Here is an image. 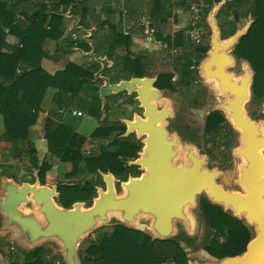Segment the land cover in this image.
Listing matches in <instances>:
<instances>
[{"label": "trees", "instance_id": "16d2710c", "mask_svg": "<svg viewBox=\"0 0 264 264\" xmlns=\"http://www.w3.org/2000/svg\"><path fill=\"white\" fill-rule=\"evenodd\" d=\"M0 0V76L11 78L12 82L5 87L0 85V113L6 135L9 139H26L29 128L36 122L38 110L45 90L56 87L65 93L75 95L76 104L86 114L98 118L103 109L105 117L92 133L90 138L96 146L88 153H82L80 146L85 138L72 131L65 125L47 118L46 146L47 151L61 160H68L71 169L64 178H79L92 175L88 180L72 185H59L56 202L68 208L74 201H84L86 205L91 203L95 195V185L100 186L99 172H111L118 180H125L131 167L127 162L137 156L141 143L133 140L131 136L122 137L125 125L118 117L125 114L115 104L122 93L112 94L106 97L101 108L98 96V87L93 80V72L83 69L75 64H67L63 70L50 75L40 66V59L44 55L42 44L46 39H57L61 31L59 25L63 13L67 12L78 24L85 28L94 26L92 39L95 52L104 53L107 58H113V66L108 70L114 82L120 79H128L131 76H153L149 67V60L141 55L130 54L129 30L126 28L131 19L141 17L144 12L153 21L160 19L165 22V8L169 0H116L120 8L118 24H109L102 19L98 6H105L110 0ZM218 0H216L217 2ZM181 4V3H180ZM240 0H225L223 6H240ZM22 8L27 13L35 9L36 13L29 18V24L16 20V10ZM252 20L233 47V53L239 59L245 60L253 72L251 94L257 98H264V0H253L250 10ZM47 16L49 19L47 20ZM201 27L206 26L202 18ZM5 29H7L5 31ZM16 37V44H9V38ZM158 38H162L159 34ZM163 41L169 49H173L179 55L174 62L182 66V73L187 83L193 80V71L190 61L192 58L198 62L207 51V46H189L184 41L183 31H178L173 37L166 36ZM86 45L81 39L80 44ZM125 48L123 56L116 55V50ZM26 65L23 68L21 65ZM22 67V68H21ZM106 70V72H107ZM157 79L154 86L158 89L174 91L171 83L170 72L156 73ZM226 126L227 132L222 133V127ZM203 132L209 139L219 140L226 138L225 151L222 153L221 166H230V154L226 151L229 145L232 129L227 122L224 113L213 109L204 118ZM32 165L38 168L37 176L44 183L45 172L50 169L46 162ZM98 180L99 184H96ZM198 217L205 224L211 234L203 244V250L216 259L226 256H234L245 250L247 242L253 237L251 226L242 219L232 216L229 210L225 211L218 204L211 203L205 196H200L197 202ZM225 233L223 241H219L213 234ZM195 238L189 237L184 231H179L175 236L167 239H157L145 231L123 225L113 224L110 234H104L92 242L84 251L89 257L93 256L94 264H187L188 257L184 247H191ZM183 243V246L181 245ZM4 242L0 239V246ZM23 261L10 264H42L41 256L44 249L41 246L31 250L21 249ZM80 262L85 259L78 251Z\"/></svg>", "mask_w": 264, "mask_h": 264}, {"label": "water", "instance_id": "95a60500", "mask_svg": "<svg viewBox=\"0 0 264 264\" xmlns=\"http://www.w3.org/2000/svg\"><path fill=\"white\" fill-rule=\"evenodd\" d=\"M222 3V0L217 2L205 17L210 28V46L198 69L204 79L215 82L220 94L228 95L225 103L216 109L239 132L240 144L232 149V154L240 157L236 182L242 191L228 190L219 184L217 178L222 170L208 168L206 157L198 155L193 147H187L182 153L184 162H177L179 138L166 128L167 118L173 112L169 101L158 105L161 91L154 86L157 76H131L114 82L105 73L112 62L95 52L93 29L78 24L77 18L74 26L90 46L87 55L99 64L93 77L100 83L101 104L112 94L126 92L135 95L142 109L141 114L120 119L125 125L123 136L133 133L141 140L137 157L127 162L129 166H138L141 172L120 180V193L113 174L99 172L103 187L95 186L91 203L74 201L68 208L56 202L57 187L82 182L83 176L56 178L48 185L41 183L36 173L31 182H17L2 175L0 237H9V243L23 250L51 241L58 246L64 264H81L78 256L81 239L112 217L127 226L139 225L142 219L149 218L148 231L157 239L175 236L177 223L191 231L194 220L188 209L196 207L197 196L204 193L211 203L229 210L238 219L243 218L253 228L254 235L238 255L226 256L217 262L187 260V264H264V120L254 121L244 107L251 95L252 70L245 67L237 77L229 70L234 64L233 47L251 21L221 39L215 15Z\"/></svg>", "mask_w": 264, "mask_h": 264}, {"label": "rangeland", "instance_id": "374dc122", "mask_svg": "<svg viewBox=\"0 0 264 264\" xmlns=\"http://www.w3.org/2000/svg\"><path fill=\"white\" fill-rule=\"evenodd\" d=\"M219 1L221 0H218L217 2ZM222 1L224 3L225 0ZM240 1L243 3L240 6L225 7L222 3V5L218 8L215 20L221 39L227 38L236 29L241 28L247 22L252 20L250 10L253 0ZM217 2L216 0H169V3L165 8V22H163V25L165 26V35L173 37V35H175L178 31H183L184 41L190 47L205 45L207 46V49H209L210 28L208 25L201 27L200 24L202 23V18L205 19L208 11L215 6ZM178 8L186 11V13L189 14V17L178 18V14L176 12ZM190 15L192 17H190ZM198 28H201V30ZM195 31H200L201 33V41L199 44H195L191 36ZM160 47L161 48H158L157 50L160 54L156 56L152 55L150 62L154 68L152 70L154 74L158 72H170L172 74L171 83L175 88L174 91L160 89L161 97L157 102L158 105H161V103L165 101L170 102L173 116L167 118L166 128L170 134L176 133L179 138L180 156L177 159V162H184L185 160L182 157V153L187 147H193L198 155H204L206 157V166L208 168L216 167L222 170V173L217 178V182L219 184L228 190L242 191L241 186L236 182L238 177L237 165L240 163V157L232 154V149L238 147L240 144L239 132L234 129L231 123L227 120L230 128L232 129V136L226 149V151L230 154L231 161L230 166L227 168H223L221 166V159H223L222 153L225 151L224 143L227 139L221 138L217 141L212 140L209 139L208 135L203 132L204 118L207 113L216 109L219 104L225 103L226 98L228 97L226 94H220L217 91L215 82L212 79H204L200 75L198 66L200 61L206 56V52L203 54L202 58L198 60V62L195 61L194 58L190 60L193 64L191 65V69H197V73L193 71V80L187 83L182 73V66H179V64L174 62L175 57L179 54L173 49L167 48V46L163 43ZM232 54L234 56V64L229 68V70L237 77L243 73L241 68L243 63H245L248 68L250 67L245 60L236 57L233 51ZM134 96L135 95L133 93L128 96L121 95L115 101V104L127 116H132L133 113L140 114L142 112V109L138 106V102L135 100ZM263 105L264 98L257 99L251 94L244 106L246 114L256 122L264 120ZM72 121L74 123V127L81 132L82 129L79 123L80 121H86L87 129L84 131L89 132L97 120H94L92 117L90 118L89 116H85L83 118H73ZM226 132V126H223L222 133L225 134ZM129 171L132 173L137 172L138 174L141 170L131 167ZM96 184H99L98 180L96 181ZM116 190L117 193L121 192L120 188H117ZM200 196H205V194L202 193L197 196V202ZM188 213L194 220V226L191 231H186L184 225L181 223L176 224L177 233L179 231H184L189 237L195 238V242L191 247H184L183 243H181L184 247L188 260L198 263L217 262L218 259L211 257L203 250V244L211 238V234L206 229L205 224L200 221L197 206L189 208ZM241 219L244 221L243 218ZM117 222L118 220L112 217L109 222L97 227L96 229L101 227L108 231L109 228ZM148 223L149 218H144L141 220L138 227L142 228L143 231L148 232ZM90 233L83 237V242L86 241L88 236L91 237ZM213 235L219 241H223L225 238L224 232ZM53 247L54 251L58 250V246L56 244H53Z\"/></svg>", "mask_w": 264, "mask_h": 264}, {"label": "crops", "instance_id": "0c3cea01", "mask_svg": "<svg viewBox=\"0 0 264 264\" xmlns=\"http://www.w3.org/2000/svg\"><path fill=\"white\" fill-rule=\"evenodd\" d=\"M10 1L8 0V5ZM177 7V6H176ZM182 7V6H179ZM181 9V8H180ZM176 10L178 18H188L189 14L184 10ZM100 12L101 18L106 19L109 24H118L120 8L117 7L116 0H110L105 6H98L96 8ZM22 8L16 10V20L23 21V24H29L31 17L36 13L35 9L29 10L27 13L22 12ZM190 17H192L190 15ZM49 16H47V20ZM76 19L72 15H68L67 12L63 13L62 20L59 25V30L61 31L60 36L57 39H46L42 44V49L44 55L40 59L41 68L48 74L52 75L57 71H61L64 67L69 64H75L83 69H90L94 73L99 68V64L90 56L87 52L90 50V46L87 42L86 45L80 44L82 32L75 28ZM90 28L94 30L92 25ZM126 28H131L129 30L130 44L128 45V51L130 54L141 55L146 60H149V67L153 70L150 59L152 55H159L160 52L157 51L161 48L165 35L163 22L158 19L156 22L153 21L147 14H144L135 19L129 20ZM153 28L154 33L146 32V29ZM201 30V28H198ZM7 29H5L6 31ZM72 33L76 35V38L72 37ZM162 38H158L157 35ZM9 44H16L18 39L16 37L9 38ZM160 50V49H159ZM116 55L123 56L126 53L125 48H120L116 50ZM99 56H106L104 53L99 54ZM113 66V58H108ZM23 68L26 65H21ZM110 66V67H111ZM21 67V68H22ZM109 67V68H110ZM108 68V70H109ZM108 70L106 75L108 74ZM156 73L154 74V76ZM12 82L11 78L0 76V85L5 87L9 86ZM92 82L95 83L94 77ZM99 87L100 83H95ZM122 95H129L123 92ZM102 108V104L100 105ZM72 110L80 111L81 115L72 114ZM106 112L102 109L100 116L98 118L90 116L83 111L78 104H76L75 95L73 93H65L56 87L49 86L42 97L40 107L38 110V116L36 122L29 128L28 136L26 139H9L6 135L3 117L0 113V176L5 175L12 177L17 182L22 181H32L34 178V173L37 174L38 168L33 167L32 160L36 163L46 162L50 165V169L45 172L44 183L52 185L56 178H64L65 174L71 169L70 162L68 160H61L54 154L47 151L46 146V127L45 121L47 118L52 119L54 122L65 125L69 127L72 131L82 135L85 140L80 146V151L82 153H88L92 151L96 143L90 138L92 131L99 126L100 122L105 117ZM85 116L92 117L95 121L91 131L85 132L87 129L86 121H80L79 125L82 132L74 127L72 121L73 118H83ZM90 125V124H88ZM83 176V175H81ZM92 175L86 176L84 178H90ZM76 178V177H75ZM1 222V216H0ZM135 225L132 227H136ZM143 230L140 227H136ZM113 230V226L106 231L103 228H98L90 233V236L83 242V238L80 241L78 251L85 256V259L81 261V264H94L93 256L87 257L84 254L85 249L99 237L104 234H110ZM9 237H0L4 242L0 246V264H4L5 261L21 263L23 261V254L21 249L12 243L8 242ZM83 242V243H81ZM53 242L47 241L42 243L41 246L44 252L41 256L42 264H56V255L53 253L54 247ZM83 244V245H81ZM38 247V246H37ZM33 249V248H32ZM31 250V249H29ZM64 264V263H63Z\"/></svg>", "mask_w": 264, "mask_h": 264}, {"label": "built area", "instance_id": "2783aa9c", "mask_svg": "<svg viewBox=\"0 0 264 264\" xmlns=\"http://www.w3.org/2000/svg\"><path fill=\"white\" fill-rule=\"evenodd\" d=\"M154 31L155 30L153 28L146 29V32H148L150 34L151 33H154ZM191 36H192V39H193V41H194L195 44H199L200 43V41H201V33H200V31H195L193 33V35H191ZM72 37L73 38H76V35L74 33H72ZM72 114H74V115H81L82 113L80 111H77V110H72ZM53 253L57 257L55 263L56 264H63L64 262H63V260H62V258L60 256L59 250L53 251ZM4 264H9V262L8 261H5Z\"/></svg>", "mask_w": 264, "mask_h": 264}, {"label": "flooded vegetation", "instance_id": "af4514ba", "mask_svg": "<svg viewBox=\"0 0 264 264\" xmlns=\"http://www.w3.org/2000/svg\"><path fill=\"white\" fill-rule=\"evenodd\" d=\"M141 113H142V112H141ZM141 113H140V114H141ZM121 118H132V116H127V115L125 114V117H118V120H119L120 122H121V120H120ZM123 133H124V132H123ZM123 133L121 134V136H122V137H125V136H123ZM128 136H131L133 140H136V141H138V142L141 143L140 138H136L135 135H134L133 133L129 134ZM141 146H142V143H141ZM137 152H138V151H137ZM136 157H137V156H136ZM136 157L131 158V159H135ZM135 169L138 170V169H139L138 166H135ZM140 172H141V171H140ZM139 174H140V173L135 174V175L133 174L132 176H138ZM130 175H131V174H130ZM114 178H115V177H114ZM84 180H88V178H87V179L84 178ZM115 180H116V182H115V183H116V188H118V182H119L120 180H118V179H116V178H115ZM101 183H102V184H101L100 186L103 187L102 179H101ZM95 186H96V185H95ZM136 227H138V226H136ZM146 233H148L150 236H152V235L149 233V231L146 232ZM152 237H153V236H152Z\"/></svg>", "mask_w": 264, "mask_h": 264}, {"label": "bare ground", "instance_id": "6f19581e", "mask_svg": "<svg viewBox=\"0 0 264 264\" xmlns=\"http://www.w3.org/2000/svg\"><path fill=\"white\" fill-rule=\"evenodd\" d=\"M244 65H245L244 63L241 65L242 71L244 70L245 67H247V65H245V66Z\"/></svg>", "mask_w": 264, "mask_h": 264}]
</instances>
